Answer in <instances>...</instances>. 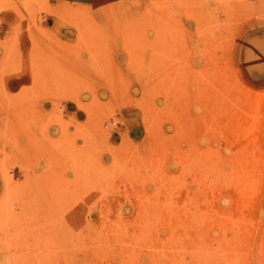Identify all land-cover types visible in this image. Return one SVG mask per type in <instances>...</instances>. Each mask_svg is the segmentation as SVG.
<instances>
[{"label":"rangeland","instance_id":"374dc122","mask_svg":"<svg viewBox=\"0 0 264 264\" xmlns=\"http://www.w3.org/2000/svg\"><path fill=\"white\" fill-rule=\"evenodd\" d=\"M0 264H264V0H0Z\"/></svg>","mask_w":264,"mask_h":264},{"label":"bare ground","instance_id":"6f19581e","mask_svg":"<svg viewBox=\"0 0 264 264\" xmlns=\"http://www.w3.org/2000/svg\"><path fill=\"white\" fill-rule=\"evenodd\" d=\"M19 148V147H18ZM80 149V148H79ZM26 150V149H25ZM25 150H24V152H25ZM81 150V149H80ZM19 152V151H18ZM82 153V152H81ZM26 256V255H25ZM27 258V257H26Z\"/></svg>","mask_w":264,"mask_h":264}]
</instances>
